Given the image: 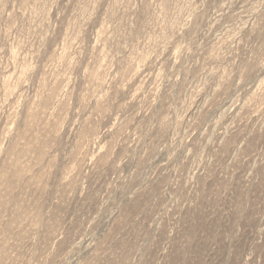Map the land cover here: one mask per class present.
<instances>
[{"label": "rangeland", "instance_id": "obj_1", "mask_svg": "<svg viewBox=\"0 0 264 264\" xmlns=\"http://www.w3.org/2000/svg\"><path fill=\"white\" fill-rule=\"evenodd\" d=\"M0 264H264V0H0Z\"/></svg>", "mask_w": 264, "mask_h": 264}]
</instances>
